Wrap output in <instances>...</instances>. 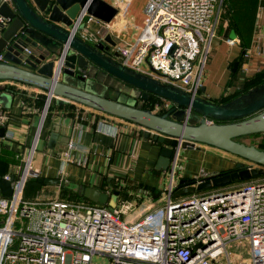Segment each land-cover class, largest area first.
<instances>
[{
  "label": "built area",
  "instance_id": "1",
  "mask_svg": "<svg viewBox=\"0 0 264 264\" xmlns=\"http://www.w3.org/2000/svg\"><path fill=\"white\" fill-rule=\"evenodd\" d=\"M223 3L144 0L138 36L114 46L119 63L200 96ZM66 29L95 43L105 42L106 31L112 33L111 21L102 22L85 9ZM157 104L164 111L169 103L159 98ZM34 150L32 145L12 195H0V264H220L222 258L227 264H264V177L175 195L178 188L205 180L179 183L178 148L156 198L136 191L134 201L113 208L83 199L26 200L25 185L37 177L30 167ZM243 241L247 256L232 257L229 246Z\"/></svg>",
  "mask_w": 264,
  "mask_h": 264
},
{
  "label": "water",
  "instance_id": "2",
  "mask_svg": "<svg viewBox=\"0 0 264 264\" xmlns=\"http://www.w3.org/2000/svg\"><path fill=\"white\" fill-rule=\"evenodd\" d=\"M12 4L11 7L0 0V81L44 90L42 116L54 97L59 104L71 101L140 125L145 136L165 145L155 165L157 170L168 168L179 147L191 148L197 143L224 150L246 162L237 163L230 171L213 174L196 186H182L175 195L264 174V150L239 140L246 135L264 133V82L224 103H215L204 96L193 97L122 66L119 53L110 52L115 46L110 35L105 36V43L70 35L66 28L82 9L102 22H110L118 9L106 0H12ZM226 36L237 38L234 29H228ZM66 46L60 69L61 52ZM237 67L238 61H234L231 71ZM112 89L117 95L108 94ZM204 89L202 86L201 92ZM2 90L0 86V103L6 99ZM122 94L142 100L154 95L169 104L158 113L122 100ZM193 117H197L196 121H191ZM5 131L0 126V137ZM15 179L14 175L8 178L0 175V195H12ZM28 181L73 190L84 199L112 208L119 195L118 190L109 193L93 186L74 183L71 186L59 178L31 177ZM179 183H185V179ZM158 194L155 191L153 198Z\"/></svg>",
  "mask_w": 264,
  "mask_h": 264
},
{
  "label": "crops",
  "instance_id": "3",
  "mask_svg": "<svg viewBox=\"0 0 264 264\" xmlns=\"http://www.w3.org/2000/svg\"><path fill=\"white\" fill-rule=\"evenodd\" d=\"M110 3L118 10L122 6L119 2ZM121 10L112 20L111 28L122 31L127 21L124 20L125 8ZM228 29L235 30L224 18L223 28L211 45L212 62L202 80L204 92H201L202 86L200 88L199 95L213 102L234 88L228 86L229 82L242 88L244 79H253L264 70V1L256 9L245 51L248 57L240 65L239 79L233 77L231 71L241 52L239 33L235 31L237 38L231 42L226 36ZM0 86L5 87L2 92L6 95L0 103V126L6 128L4 136L0 137V175L16 176L22 171L29 153L26 146L31 138L34 144L35 130L41 120L39 154L36 160L35 150L30 155V167L37 177L64 179L109 193L118 190L116 204L123 200L134 201L136 191L141 197L159 192L165 170H157L155 165L165 145L145 136V129L140 125L71 101L53 104L42 116L40 96L46 95L44 90L14 81H0ZM38 142L36 140L35 145ZM178 157L180 179L205 178L243 163L239 156L201 143L191 148L179 147ZM115 185L117 189L109 190Z\"/></svg>",
  "mask_w": 264,
  "mask_h": 264
},
{
  "label": "rangeland",
  "instance_id": "4",
  "mask_svg": "<svg viewBox=\"0 0 264 264\" xmlns=\"http://www.w3.org/2000/svg\"><path fill=\"white\" fill-rule=\"evenodd\" d=\"M107 1V0H106ZM110 2H114V3H120L122 6L121 8H119L118 13H122L123 7L125 8L124 11V20L127 21L125 24V28L121 30L118 29H114L111 28V32L106 31V35H110L111 39L113 41H115V44H122L123 42H132L133 40L136 39V37L138 36L139 32L141 31V28L143 26V18H144V14H143V6H144V0H109ZM226 4L225 6L223 5L222 7V11L220 12L217 24H216V29H215V37L214 40L215 41L218 37V34H220L222 28H223V19L227 18L228 20L232 17H234V12L230 11L229 8L227 7V3L229 1H238V0H225ZM260 1V0H259ZM264 0H261V2H263ZM108 2V1H107ZM109 2V3H110ZM111 4V3H110ZM234 13V14H233ZM114 19V18H113ZM112 19V20H113ZM123 19V18H122ZM111 20V22H112ZM122 38L125 40H122ZM121 40L123 42H121ZM212 41V42H213ZM211 53H209L208 55V59H207V63H206V67H205V74L203 77V81L205 80V76H206V72L207 70H209V66L211 65ZM208 66V68H207ZM116 91L109 90L108 94L110 96H114L117 95L115 93ZM136 92H134V95ZM122 100L124 101H128V103L130 104H135V105H140L141 107H146V106H151L152 109H159L158 113L163 112V109L158 108V102L159 100L157 98H155L153 95L149 96V98H147L146 100H142L141 98L137 97V98H133L132 96H125V95H121L120 97ZM45 103H43L42 106H44ZM51 103H49V106H47L46 110H49L50 107H52V105H50ZM44 114H46V111L44 112ZM45 116V115H44ZM197 117H193L191 119V121H196ZM43 122V121H42ZM39 126V125H38ZM38 130V128H37ZM37 130H35V132H37ZM40 135H42V125L41 128L39 129V135L37 137V141L39 140V142L35 145V152H34V158L35 160L38 157L39 154V149L37 150V148H39L40 146ZM33 138H31L28 141V145L26 146V149L29 150L30 149V145H33ZM240 141L247 143V144H251L254 145L256 147H259L261 149H264V133L262 134H255V135H246L243 137L239 138ZM30 144V145H29ZM240 161H242L243 163H246L245 160H243L241 157H238ZM264 174L259 175L257 178H263ZM161 179V177H160ZM162 177V179L159 182V186L163 185L167 180L164 179ZM117 181V180H114ZM117 183V182H116ZM71 186L73 185L72 183ZM26 188H24L23 191V198L26 200H46V201H68V199H70V197H73L74 195L66 192V191H62L60 190V188L58 187H53V186H42V185H25ZM118 185L112 186L109 188V190L111 189H117ZM40 207V206H39ZM228 252L230 253V255L233 257L234 255H239L241 257H246L247 256V246H246V242H235L234 244L229 246ZM220 264H227L225 258H222L220 261Z\"/></svg>",
  "mask_w": 264,
  "mask_h": 264
},
{
  "label": "trees",
  "instance_id": "5",
  "mask_svg": "<svg viewBox=\"0 0 264 264\" xmlns=\"http://www.w3.org/2000/svg\"><path fill=\"white\" fill-rule=\"evenodd\" d=\"M226 1L224 0L223 5L225 6ZM261 4V0H238V1H229L227 3V7L229 8L230 11H233L234 13V17L231 16V18L229 19V27L231 28H235V31H237L239 33V39H240V46H241V52L237 58L236 61H238V67L237 69L232 72L233 73V77H235L236 79L238 77L239 74V70H240V65L243 62V60L246 58L244 56L245 51H246V46L248 43V39L253 27V23H254V19H255V13H256V9L257 7ZM264 82V70L259 72L253 79H244L243 80V86L242 88H236V85H233L231 82H229L228 86H234V88L229 91L226 95L221 96V98L219 99V101H215V103H224L227 102L241 94H243L244 92L248 91L249 89L261 84ZM5 89V87H3V90ZM154 96V95H153ZM155 98H157L159 100V97L154 96ZM45 99H46V95H42L40 96V105L42 106L43 103H45ZM50 105L53 104H57L56 102V98H52L50 101ZM63 104H69V102L67 103H63ZM143 108L146 109H152L151 106H144ZM50 109V108H49ZM161 113V112H160ZM110 116V115H109ZM257 134H262V133H257ZM252 135V134H251ZM255 135V134H253ZM247 144V143H246ZM259 148V147H257ZM261 149V148H259ZM264 150V149H261ZM209 176L205 177L208 178ZM195 180L194 178H186L185 179V183H193ZM28 185H43L40 184L38 182H34V181H28L26 183V186ZM26 188V187H25ZM60 190L62 191H66L69 192L71 194H73V197H70V201H76V200H80V199H84L82 197H80L75 191L73 190H69L66 188H60ZM87 200V199H86ZM89 201V200H87ZM92 202V201H90Z\"/></svg>",
  "mask_w": 264,
  "mask_h": 264
},
{
  "label": "bare ground",
  "instance_id": "6",
  "mask_svg": "<svg viewBox=\"0 0 264 264\" xmlns=\"http://www.w3.org/2000/svg\"><path fill=\"white\" fill-rule=\"evenodd\" d=\"M38 128L40 129V126H38ZM39 129H38V130H39ZM36 133H37V134L35 135V140H34L33 148H34V146H35V143H36V140H37V137H38V133H39V132H36Z\"/></svg>",
  "mask_w": 264,
  "mask_h": 264
},
{
  "label": "flooded vegetation",
  "instance_id": "7",
  "mask_svg": "<svg viewBox=\"0 0 264 264\" xmlns=\"http://www.w3.org/2000/svg\"><path fill=\"white\" fill-rule=\"evenodd\" d=\"M104 43H105V42H104ZM106 44H107V43H106ZM113 49H114V47H112V49L110 50V52H113V51H114ZM150 96H151V95H150ZM148 98H149V97H148Z\"/></svg>",
  "mask_w": 264,
  "mask_h": 264
}]
</instances>
